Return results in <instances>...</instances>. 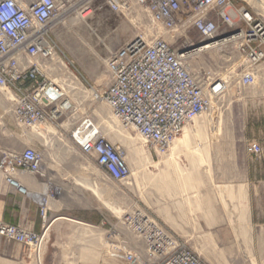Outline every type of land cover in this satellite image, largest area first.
<instances>
[{
    "label": "built area",
    "instance_id": "1",
    "mask_svg": "<svg viewBox=\"0 0 264 264\" xmlns=\"http://www.w3.org/2000/svg\"><path fill=\"white\" fill-rule=\"evenodd\" d=\"M100 8L124 15L141 12L154 32L163 30L175 43L181 41L173 48L159 34L136 38L111 54L108 83L102 91L92 90L94 100L105 104L121 127L136 133L157 156H167L184 128L208 111L210 95L222 91V80L214 75L208 73V87L192 74L188 66L195 52L229 40L245 55L240 83L254 85L264 62V23L235 0H0V93L11 96L5 97L11 103L6 112L21 130H63L64 124L74 123L70 141L78 152L105 177L123 184L131 176L125 152L92 119L74 122L76 99L85 98L88 88L56 33L71 19H85ZM191 32L199 42L190 38ZM246 149L255 159L263 158L260 143L250 142ZM0 173L14 186L20 174L45 178L44 155L33 147L17 151L0 145ZM52 197L49 190L40 202L35 200L45 221ZM122 225L142 243V248L129 243L117 248L126 264H205L143 211L126 215ZM0 237L29 248L39 259L46 242L45 234L3 222Z\"/></svg>",
    "mask_w": 264,
    "mask_h": 264
},
{
    "label": "rangeland",
    "instance_id": "2",
    "mask_svg": "<svg viewBox=\"0 0 264 264\" xmlns=\"http://www.w3.org/2000/svg\"><path fill=\"white\" fill-rule=\"evenodd\" d=\"M235 1L264 23V0ZM56 33L61 50L81 74L88 88L85 98L82 96L76 99L74 122L80 117L92 119L104 136L125 152L131 176L126 183H114L86 160L68 141L74 123L69 126L64 124L63 130L56 128L55 134L47 133L44 137L36 135L39 137L38 147L44 155L46 177L43 179L63 188L62 197L69 201L77 197L86 199L91 195L90 190H93L95 200H98L95 205L99 209V214L93 218L99 220V217L104 216L110 225H96L97 229H89L90 232L83 230L81 233V229L68 224V233L55 247H52L53 236L49 243L45 242L40 259L29 248L0 237V264H126L120 259L122 252L117 248L123 247L124 243H129L131 247H135V244L131 243L130 232L122 225L125 216L143 211L162 226L164 220H172L162 217L163 211H169L172 207L170 199L164 200V194L171 193V172L188 169L187 163L181 162L184 158L178 161V157L193 154L194 149L190 146L193 140L203 142L226 139L232 135V139L244 146L249 140L260 143L257 139L259 129L264 124V114H259L254 94L258 89L264 93V69L262 67L257 75L255 85L243 86L240 77L245 69V55L238 51L235 44H227L223 52L213 51L193 58L188 66L192 74L208 87L212 84L207 78L208 73L214 75L222 80V91L218 96L210 95L208 111L188 124L169 154L157 156L150 152L136 133L124 130L120 122L113 118L109 108L95 101L91 92L97 89L102 91L108 83L106 64L111 54L136 38H150L159 34L173 48H178L181 41L175 43L171 35L163 30L154 32L151 22L141 12L124 15L110 12L106 8L94 10L85 19L73 18L58 28ZM190 38L195 42L200 41L194 32H191ZM63 123L59 122V126ZM190 129H193L191 133L188 132ZM26 131L32 132L30 129ZM198 149L196 153L200 154L201 148ZM162 171L169 172V175L163 177L160 174ZM91 173L94 178H91ZM179 181L175 190H186L185 180ZM174 220L178 223L182 221L181 218ZM185 243L205 264L245 263L244 244L238 239L210 244L205 248H201V244Z\"/></svg>",
    "mask_w": 264,
    "mask_h": 264
},
{
    "label": "crops",
    "instance_id": "3",
    "mask_svg": "<svg viewBox=\"0 0 264 264\" xmlns=\"http://www.w3.org/2000/svg\"><path fill=\"white\" fill-rule=\"evenodd\" d=\"M262 67L264 69V62L258 66L257 75ZM4 95L0 93V145L17 151L28 147L40 150L37 134L18 128L11 114L6 112L11 103ZM254 99L258 102L259 114H264V93L260 89L255 92ZM263 131L264 124L257 139L264 149ZM231 137L190 141L193 154L178 157V161L184 158L181 162L187 163L188 169L171 172L172 189L171 193L164 194V200L170 199L172 207L163 211L162 217L172 220H164L163 225L184 242L201 244V248L238 239L244 244V264H264V155L262 159H255L246 152L251 140L244 146ZM198 148H201L200 154L196 153ZM160 174L165 177L169 172L162 171ZM90 175L94 178L92 173ZM15 180L17 186L10 185L0 173V222L45 234L46 243L53 236L52 247L68 233V224L81 229V233L97 229L96 225H110L104 216L99 220L93 218L99 214L93 190L86 199L77 197L69 201L62 197L63 188L39 176L20 174ZM179 180H185L186 190H175ZM49 190L53 197L45 221L35 198ZM175 218L182 221L178 223ZM225 235L228 237L225 238ZM129 239L135 247L142 248V243L131 234Z\"/></svg>",
    "mask_w": 264,
    "mask_h": 264
},
{
    "label": "bare ground",
    "instance_id": "4",
    "mask_svg": "<svg viewBox=\"0 0 264 264\" xmlns=\"http://www.w3.org/2000/svg\"><path fill=\"white\" fill-rule=\"evenodd\" d=\"M229 43V40H227L226 42H223L219 45H217L215 48H213V46H210V47H207L206 49H200L199 51L195 52L196 56H199L201 54H204V53H210V52H213V51H216V52H223V47H225L227 44ZM93 94V97H95V94L96 92H91ZM1 94H5L4 97L8 98V99H11V96L7 93V92H2ZM205 114V113H204ZM200 117V116H199ZM198 118V117H197ZM196 118V119H197ZM195 119V120H196ZM117 120V119H116ZM188 126V125H187ZM186 126V127H187ZM185 127V128H186ZM184 128V130H185ZM56 128L54 127H50V126H41L39 128H36L34 130H31L33 131L34 133H36L38 136L40 137H44L47 133H50V134H55ZM183 130V132H184ZM183 134V133H182ZM181 134V135H182ZM130 179V178H129ZM48 192V191H47ZM46 192V193H47ZM45 193V194H46ZM44 195H39L35 198L36 201L40 202L42 200Z\"/></svg>",
    "mask_w": 264,
    "mask_h": 264
}]
</instances>
